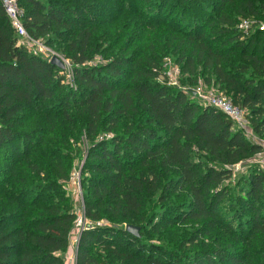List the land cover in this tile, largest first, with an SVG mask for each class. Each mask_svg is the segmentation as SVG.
<instances>
[{"label": "trees", "instance_id": "16d2710c", "mask_svg": "<svg viewBox=\"0 0 264 264\" xmlns=\"http://www.w3.org/2000/svg\"><path fill=\"white\" fill-rule=\"evenodd\" d=\"M19 5L75 87L20 42L0 0V264H66L79 215L64 183L84 153L76 264H264V168L233 179L264 145L164 69L225 93L263 140L264 0Z\"/></svg>", "mask_w": 264, "mask_h": 264}, {"label": "built area", "instance_id": "2783aa9c", "mask_svg": "<svg viewBox=\"0 0 264 264\" xmlns=\"http://www.w3.org/2000/svg\"><path fill=\"white\" fill-rule=\"evenodd\" d=\"M2 4L7 12L8 16L10 17L14 27L16 28L20 42L24 43L25 45L29 46L34 53L37 54H44L50 57V60L54 54L53 50L46 46L43 42L39 40H34L26 30L23 22V10L19 5L20 0H1ZM255 24L254 21L247 18H242L239 22V29L244 33H249L253 30ZM260 28L264 29V24L260 25ZM180 74V69L173 63V61L168 60L166 63V71L165 75L168 78V83L176 85L178 83V75ZM196 96L198 99L204 103L205 105L214 106L224 113H226L233 122L237 125V127L244 131L247 137L254 139L255 141L264 144V141L258 139L254 133L252 128L250 127V123L248 118L246 117V110L236 106L233 104L230 97H228L225 93L219 92L215 89H210L206 85L200 86L196 89ZM89 223V222H88ZM87 221L84 218L78 220L77 227H78V235L74 237L75 241L79 240L80 234L82 230L86 227ZM74 233V232H73ZM76 257V256H75ZM69 260V261H68ZM77 257L73 260L67 259L66 263L68 264H76Z\"/></svg>", "mask_w": 264, "mask_h": 264}, {"label": "rangeland", "instance_id": "374dc122", "mask_svg": "<svg viewBox=\"0 0 264 264\" xmlns=\"http://www.w3.org/2000/svg\"><path fill=\"white\" fill-rule=\"evenodd\" d=\"M253 29L256 30L257 29V26H254ZM53 52H54L53 56L55 54L59 55L63 59V61L66 63V65H67V71H66L67 74H66V81H65L66 84H69V85L75 87V85H74V78H73V72H72V68H71V61L69 59H66L63 56L62 53H60L58 51H55V50H53ZM97 57L98 56H96V58H94L93 60L89 61L88 63L89 64H96L97 62H99V60H98ZM167 61H168V59L165 60L164 69L166 67ZM182 78H184V76H182V74L180 73L178 75V83L176 85L177 86H180V87H183V89H185V90L186 89H189V88H192V89H195L196 90L200 86L206 84L205 81H204V79L201 78L200 81L195 86H188V85H184L183 81L181 80ZM164 79H167V78L164 77ZM161 80H163V78H161ZM194 96H196V95H194ZM112 136H113L112 133L105 132V133H103L100 136L99 139H101L103 137L111 138ZM262 141H264V138H263ZM84 152H85V150H84ZM83 156L82 157L78 156L76 158L75 163H74L75 166H74V169H73V171L71 173L72 175H71L70 181L65 182V183L63 181L66 189L71 194V196L75 199V207H76V211H77V213L79 215V219L84 218V216H85V212H84V197H83V188H82V182H81V180H82V168H83V165H84V162L86 160L87 155H85V153H84ZM253 164H256L259 167L264 168V153L263 152L258 153L256 155L252 156L247 161H243V162L238 163L237 165H235V167H234V173H233V179L239 178L242 175L244 169L247 166L253 165ZM88 222L89 221H87V224H89ZM102 224H105V222H102ZM78 231H79L78 230V227L76 226L73 235L74 236H77L78 233L80 232V231L79 232ZM77 248H78V241H75L74 237H72V239L70 241L69 248L64 253V256H65L66 260L67 259H70V260L72 259L73 262H74V259L77 257Z\"/></svg>", "mask_w": 264, "mask_h": 264}, {"label": "water", "instance_id": "95a60500", "mask_svg": "<svg viewBox=\"0 0 264 264\" xmlns=\"http://www.w3.org/2000/svg\"><path fill=\"white\" fill-rule=\"evenodd\" d=\"M50 61H51L53 64H55V65L61 67L62 69H65L66 66H67L66 63L63 61V59H62L59 55H57V54H55V55L51 58ZM192 92H193L194 95H196V90H193ZM126 229H127L129 232H132V233H134V234H136V235H138V236L140 235V233H139L140 227H138V226L127 225ZM77 253H78V248H77Z\"/></svg>", "mask_w": 264, "mask_h": 264}, {"label": "crops", "instance_id": "0c3cea01", "mask_svg": "<svg viewBox=\"0 0 264 264\" xmlns=\"http://www.w3.org/2000/svg\"><path fill=\"white\" fill-rule=\"evenodd\" d=\"M69 261V260H68ZM68 264H69V262H68Z\"/></svg>", "mask_w": 264, "mask_h": 264}]
</instances>
